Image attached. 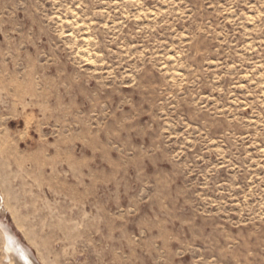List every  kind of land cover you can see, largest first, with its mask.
<instances>
[{
	"label": "rangeland",
	"instance_id": "rangeland-1",
	"mask_svg": "<svg viewBox=\"0 0 264 264\" xmlns=\"http://www.w3.org/2000/svg\"><path fill=\"white\" fill-rule=\"evenodd\" d=\"M2 226L34 264H264V0H0L24 264Z\"/></svg>",
	"mask_w": 264,
	"mask_h": 264
},
{
	"label": "bare ground",
	"instance_id": "bare-ground-1",
	"mask_svg": "<svg viewBox=\"0 0 264 264\" xmlns=\"http://www.w3.org/2000/svg\"><path fill=\"white\" fill-rule=\"evenodd\" d=\"M3 227V230L6 233V237L10 244L11 251L15 252L19 255L20 259L24 262V264H34L30 257L29 251L21 244V242L18 240V238L10 231L9 228ZM8 244V246H9Z\"/></svg>",
	"mask_w": 264,
	"mask_h": 264
}]
</instances>
